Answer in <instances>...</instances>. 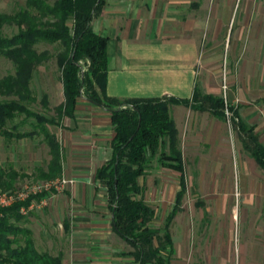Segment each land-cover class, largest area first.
I'll list each match as a JSON object with an SVG mask.
<instances>
[{
  "label": "crops",
  "instance_id": "crops-1",
  "mask_svg": "<svg viewBox=\"0 0 264 264\" xmlns=\"http://www.w3.org/2000/svg\"><path fill=\"white\" fill-rule=\"evenodd\" d=\"M211 2L214 3L212 0H103L90 28L107 40V96L120 100L165 97L190 100L197 88L201 95L222 98L217 69L220 55L215 54L217 47L213 48L214 39L219 36L218 30L215 33L211 28L214 7ZM250 18L249 14L245 15L244 22L249 24ZM243 32L244 28L238 29L237 39L241 40ZM237 51L233 49L232 60ZM250 64L248 69L243 68L240 57L236 92L231 88L234 80L228 76L226 100L229 104L239 100L230 123L225 116L218 119L208 111H195L190 106L169 107L177 131L182 173L159 166L158 150L146 174L138 179L145 204L155 211L150 227L163 229L181 190L180 176L183 177L179 211L169 228L171 264H227L219 250L210 247L205 231L212 230L214 225L189 221L182 203L194 191L203 198L212 196L218 187L214 182L219 171L218 164L215 165L221 158L219 151L231 147L245 162L252 158L243 149L236 124L241 122L253 129L264 146V122L247 102L248 89H244L264 80V68L257 59ZM59 128L62 129L58 140L62 177L73 183L47 198L45 206L30 210L20 226L30 231L38 252L61 256L62 264H131L133 260L126 253L132 248L113 230L106 190L95 180L96 169L111 154L114 134L110 112L80 97L73 118H65ZM188 158L195 169L191 179L185 172ZM154 164L158 167L151 169ZM259 172L263 171L258 169L254 191L260 187ZM159 211L162 222L155 226Z\"/></svg>",
  "mask_w": 264,
  "mask_h": 264
},
{
  "label": "trees",
  "instance_id": "trees-1",
  "mask_svg": "<svg viewBox=\"0 0 264 264\" xmlns=\"http://www.w3.org/2000/svg\"><path fill=\"white\" fill-rule=\"evenodd\" d=\"M103 0H25L11 15L0 14V58L11 62L14 73L0 78V137L22 140L41 134L49 150L45 169H37L36 180L51 181L62 177V155L59 141L48 127H60L65 118H73L76 102L83 97L92 105L110 112L113 127L110 157L95 171V180L105 188L112 215V227L132 251L126 253L131 264H171L172 243L169 228L179 211L184 192L164 221L163 229L150 223L155 211L146 205L138 184L157 155L161 167L182 173L181 154L177 147V131L170 116L171 105L190 106L195 111H208L218 119L224 118V101L220 97L201 95L194 89L190 100L175 98L116 99L106 94L108 58L106 38L92 32L90 23L101 10ZM5 25H14L17 32L3 35ZM39 44L59 45L56 62L60 71L63 101L54 108L53 116L29 108L36 102L31 89L35 71L48 59L46 51L37 52ZM80 61L86 65L82 73ZM42 105L47 108L45 97ZM236 113L234 108H231ZM18 125L9 127L17 117ZM29 122L30 131H18ZM243 149L264 172V146L253 129L236 124ZM26 178L13 169L0 167V190H14L17 180ZM30 197L23 203L0 209V264H62L61 256L38 252L31 233L20 226L21 207H28Z\"/></svg>",
  "mask_w": 264,
  "mask_h": 264
},
{
  "label": "rangeland",
  "instance_id": "rangeland-1",
  "mask_svg": "<svg viewBox=\"0 0 264 264\" xmlns=\"http://www.w3.org/2000/svg\"><path fill=\"white\" fill-rule=\"evenodd\" d=\"M24 1L0 0V14H13L23 6ZM212 1L214 7L211 15V28L215 33L218 30L219 36L216 41L214 39L213 48L217 47L215 54L220 55L217 69L220 72L221 95H223L224 83L227 94L228 76H232L234 80L232 90L234 92L237 90L236 73L240 57L242 67L245 69H248L250 63H254L256 59L259 66L264 68V0H251L252 4H249L248 0ZM223 1L226 2L225 5ZM247 14L251 17L249 24L244 22V16ZM239 28H244L241 40L236 37ZM2 32L4 36L10 37L17 32V28L14 25H5ZM35 48L37 52L46 51L48 59L34 73L31 89L36 102L29 105V108L37 113L53 116L54 108L63 101L60 71L56 62L62 49L57 44H39ZM233 49H238V51L232 60ZM82 63V66L86 68L84 62ZM13 73L14 68L11 62L0 58V78ZM262 76L264 77V71ZM244 89H248L249 100L247 102L257 112L258 119L264 122V80L259 81L257 86H252V88L245 86ZM43 97H45L47 108L42 105ZM3 99L5 98L0 97V100ZM23 119L24 116L17 117L9 123V127L20 124ZM30 121L27 120L19 125L18 131H30L32 129L29 125ZM48 129L59 140L62 129L52 126ZM231 135L235 137L234 133ZM218 156L221 158L215 162V165L218 164L219 171L214 182L218 184V187L214 189L209 198H203L198 191L192 192L183 200L184 215L189 221H205L214 225L212 230L205 232L210 240V247L217 248L220 257H223L227 264H264V172H259L260 187L254 191L253 186L259 167L252 158L248 157V163L245 162L231 147L219 151ZM49 159V150L41 134L22 140H5L0 137V167L13 169L26 175V178L16 181L14 189L26 183L39 182L40 180L35 179L37 169H45ZM158 165L154 164L151 169ZM194 171L193 161L190 158L186 159L185 172L188 178L195 176ZM0 192L3 191L0 190ZM207 206H209V212ZM185 219L187 220L186 217ZM161 222L159 211L154 225L158 226Z\"/></svg>",
  "mask_w": 264,
  "mask_h": 264
},
{
  "label": "built area",
  "instance_id": "built-area-1",
  "mask_svg": "<svg viewBox=\"0 0 264 264\" xmlns=\"http://www.w3.org/2000/svg\"><path fill=\"white\" fill-rule=\"evenodd\" d=\"M82 62L80 65L82 66ZM85 71V66H82V73ZM223 101H224V116L228 123H230L233 115L231 108H236L239 104L238 99H234L231 104L226 100V85L223 86ZM73 181L63 177L51 181H39L31 184H24L23 186L5 192H0V209H5L13 206L15 203H23L30 197L43 195L39 200H32L28 207H21L19 213L26 216L30 210L35 207H43L46 205L47 198L54 194L61 192L66 185L72 184Z\"/></svg>",
  "mask_w": 264,
  "mask_h": 264
}]
</instances>
